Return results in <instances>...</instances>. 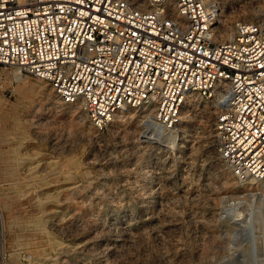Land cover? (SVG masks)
I'll return each mask as SVG.
<instances>
[{"label": "rangeland", "instance_id": "1", "mask_svg": "<svg viewBox=\"0 0 264 264\" xmlns=\"http://www.w3.org/2000/svg\"><path fill=\"white\" fill-rule=\"evenodd\" d=\"M257 5L227 0L222 18ZM198 100L156 137L145 109L96 131L45 82L1 67L0 264H264V184L234 182L213 150L214 108ZM39 227L54 245L34 255L23 246Z\"/></svg>", "mask_w": 264, "mask_h": 264}, {"label": "built area", "instance_id": "2", "mask_svg": "<svg viewBox=\"0 0 264 264\" xmlns=\"http://www.w3.org/2000/svg\"><path fill=\"white\" fill-rule=\"evenodd\" d=\"M224 4L0 0V68L45 82L96 131L129 109L172 131L190 98L205 100L218 161L236 184H264V9L223 36Z\"/></svg>", "mask_w": 264, "mask_h": 264}, {"label": "bare ground", "instance_id": "3", "mask_svg": "<svg viewBox=\"0 0 264 264\" xmlns=\"http://www.w3.org/2000/svg\"><path fill=\"white\" fill-rule=\"evenodd\" d=\"M226 1L227 0H222V2L223 3H226ZM228 6V5H227ZM258 6V5H257ZM225 8V7H224ZM253 8V7H252ZM255 8V7H254ZM257 10L256 11H260V13L263 11V8H262V6H258L257 8H256ZM262 9V10H261ZM226 11V10H225ZM237 11H239L240 12V14L242 15V14H250L251 13V11L249 12L248 10H245L244 11V9L243 8H241V9H238ZM226 15V14H225ZM228 30H229V28H228V26H225L224 28H223V30H222V35L224 36V35H226L227 34V32H228ZM194 107H198V108H205L206 107V104H204V103H201L198 99H196V98H194V97H192V98H190V100L188 101V104H185V106H184V108H183V110L181 111V118H180V123L179 124H181V122L182 123H185V124H187L186 122H189L190 120H191V118L192 117H194V113H196V111H195V109H194ZM202 111H204V109L202 110ZM206 113V115H207V117H209L208 115H209V111H207V112H205ZM152 114V112H151V110L149 109V110H146V115H145V125L147 126V128L148 129H150L151 130V132H153L154 134H155V137L156 136H159V134H161L163 131H164V129L160 126V125H158V124H154L153 122H151V115ZM115 117V116H114ZM164 134V133H163ZM170 134V133H169ZM152 138V137H151ZM159 140V139H158ZM167 141V140H166ZM171 141H172V139H171ZM227 212H231V209H225ZM198 219V221H197V223H198V226H199V229L200 230H205V229H207V227L203 224V222L200 220V217H198L197 218ZM203 219V218H202ZM195 220V219H194ZM57 225V223H55V222H53V223H51L50 224V226H56ZM39 226V225H38ZM78 226V225H77ZM160 227V226H159ZM167 228V226H164L163 228ZM2 229H3V226H2ZM37 229V228H36ZM58 229L59 230H62L61 229V227L60 226H58ZM39 233H38V237L33 241V240H27V242L26 243H24V246L23 247H25L27 250H31V251H33V253H34V255H41V254H45V253H47L48 252V250H52L53 249V246L52 245H54L53 243H52V236H51V233H48V232H46V231H44L43 230V228L41 227H39ZM158 230V229H157ZM56 246H58V245H56ZM60 247V246H59ZM27 254V253H26ZM31 254V253H30ZM171 254V256H175V257H177V256H179L180 254H178V252H176V251H173V253H170ZM169 253H164L163 255H162V257H164V258H168L169 257V255H170ZM113 255V254H112ZM28 258V257H27ZM53 258V257H52Z\"/></svg>", "mask_w": 264, "mask_h": 264}]
</instances>
